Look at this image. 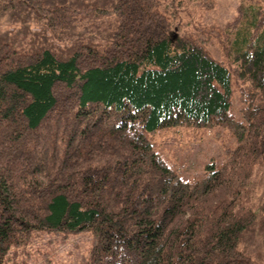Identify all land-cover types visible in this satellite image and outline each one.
<instances>
[{
  "label": "trees",
  "instance_id": "16d2710c",
  "mask_svg": "<svg viewBox=\"0 0 264 264\" xmlns=\"http://www.w3.org/2000/svg\"><path fill=\"white\" fill-rule=\"evenodd\" d=\"M166 1L0 0V264L86 228L96 264H264L263 1L194 31ZM233 80L239 142L184 183L145 134L228 123Z\"/></svg>",
  "mask_w": 264,
  "mask_h": 264
},
{
  "label": "rangeland",
  "instance_id": "374dc122",
  "mask_svg": "<svg viewBox=\"0 0 264 264\" xmlns=\"http://www.w3.org/2000/svg\"><path fill=\"white\" fill-rule=\"evenodd\" d=\"M242 1L167 0L166 5L177 10L182 23L180 29L194 31L199 23L225 27L237 16ZM180 29L177 26L176 32ZM207 46L215 57L229 66V57L216 40ZM233 91L232 120L224 125L181 123L145 134L151 150L163 158L177 179L184 183L204 181L212 170L222 168L229 159V151L240 139L239 123L244 122L235 80ZM97 240L98 233L94 228L67 232L36 230L27 244L14 247L6 254L3 264H96L93 250Z\"/></svg>",
  "mask_w": 264,
  "mask_h": 264
}]
</instances>
